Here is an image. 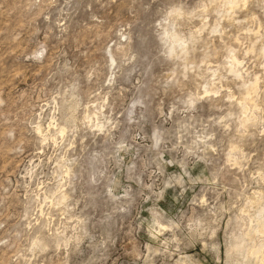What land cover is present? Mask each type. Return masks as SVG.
<instances>
[{
	"label": "rangeland",
	"instance_id": "rangeland-1",
	"mask_svg": "<svg viewBox=\"0 0 264 264\" xmlns=\"http://www.w3.org/2000/svg\"><path fill=\"white\" fill-rule=\"evenodd\" d=\"M0 264H264V0H0Z\"/></svg>",
	"mask_w": 264,
	"mask_h": 264
}]
</instances>
